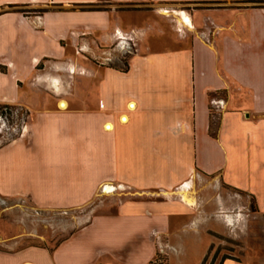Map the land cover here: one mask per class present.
I'll return each instance as SVG.
<instances>
[{"label":"crops","instance_id":"0c3cea01","mask_svg":"<svg viewBox=\"0 0 264 264\" xmlns=\"http://www.w3.org/2000/svg\"><path fill=\"white\" fill-rule=\"evenodd\" d=\"M244 1L0 0V104L28 113L19 137L0 146V214L13 200L79 209L111 187L122 195L114 212L90 225L155 253L188 213L174 190L195 178L245 192L264 211V8ZM147 3L207 8L181 15L189 39L156 46L128 21L136 11L115 7ZM139 35L128 69L109 67L122 36ZM75 235L51 251L0 250V264H76Z\"/></svg>","mask_w":264,"mask_h":264},{"label":"rangeland","instance_id":"374dc122","mask_svg":"<svg viewBox=\"0 0 264 264\" xmlns=\"http://www.w3.org/2000/svg\"><path fill=\"white\" fill-rule=\"evenodd\" d=\"M243 3L264 6V0ZM115 7L136 11V17L128 21L147 27L149 37L156 38L151 45L162 46L158 39L165 40L169 35V47L179 39H189L194 32L184 25L181 15L207 8L198 3ZM122 37L127 38L120 42L121 52H126L121 61L125 62L143 37L139 35L136 41ZM214 112L218 118L219 112ZM26 120L21 110H0V146L19 135ZM112 190L108 187L109 193L101 192L91 205L71 210H41L28 201L13 200V208L0 214V250L17 251L31 245L52 248L71 232L79 231L91 216L114 212L122 195ZM174 193L188 206V213L172 222L169 235L158 238L155 244L156 252L166 257L168 264H220L222 260V264H264V211L254 197L205 177L191 180ZM257 197L263 207L264 195ZM110 227L98 221L75 235L76 264H148L154 258L156 252L149 250V244L121 242L110 234Z\"/></svg>","mask_w":264,"mask_h":264},{"label":"trees","instance_id":"16d2710c","mask_svg":"<svg viewBox=\"0 0 264 264\" xmlns=\"http://www.w3.org/2000/svg\"><path fill=\"white\" fill-rule=\"evenodd\" d=\"M10 7L13 9V6H10ZM256 7H263V8H264V6H256ZM82 9H98V7H97L96 4H91V5L83 6ZM13 11L22 12L23 14L31 13V12L42 14L43 12H46V11H48V10H47V9L25 10V9H15V8H14ZM125 53H126V52L123 51V52H121L118 56L113 57V58L109 61V63H108L107 65H108L109 67H115V68H117V69H119V70H121V71H126V70L128 69V59H129L130 56L127 58V60H126L125 62H122L121 59L123 58V55H124ZM121 64H122V65H121ZM13 109L21 110V113H23V115L25 114V116L28 115L27 111H26L25 109L21 108V107L13 106V105H8V104H0V110L11 111V110H13ZM214 110H216V109H214ZM216 111L219 112V110H216ZM210 117H211V120H210V122H211V124H210V125H211V130H215V129L217 128V126H218V123H219L220 112H219L218 118H216V117H215V112L213 113V110H211V116H210ZM20 131H21V130H20ZM20 131H19V135H20ZM19 135L16 136L15 138H13V139H16L17 137H19ZM13 139H12V140H13ZM12 140H11V141H12ZM252 198H253V196H252ZM92 217H93V216L90 217V219H89V220H88V221H87V222L81 227V229H83V228H85V227H87V226L90 225L91 220H92ZM81 229H80V230H81ZM80 230H79V231H80ZM79 231H73V232H71L67 237H65L64 239H62V240L56 242V243L54 244V246H53L52 248H50L49 250H50V251L53 250V249H54L55 247H57L59 244H61L62 242H64V241L67 240L68 238H70L71 236L75 235V234H76L77 232H79ZM31 246H35V245H31ZM35 247H37V246H35ZM223 261H224V260H222V261L220 262V264H222ZM148 264H168V262H167V258H166V257H164L163 255H161L160 252H156L154 258H153Z\"/></svg>","mask_w":264,"mask_h":264},{"label":"bare ground","instance_id":"6f19581e","mask_svg":"<svg viewBox=\"0 0 264 264\" xmlns=\"http://www.w3.org/2000/svg\"><path fill=\"white\" fill-rule=\"evenodd\" d=\"M62 106H64V104H62ZM110 191H111V190H110ZM183 199L186 200V199L184 198V196H183Z\"/></svg>","mask_w":264,"mask_h":264}]
</instances>
